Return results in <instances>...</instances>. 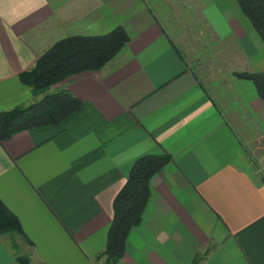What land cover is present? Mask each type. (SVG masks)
Segmentation results:
<instances>
[{"label":"crops","instance_id":"0c3cea01","mask_svg":"<svg viewBox=\"0 0 264 264\" xmlns=\"http://www.w3.org/2000/svg\"><path fill=\"white\" fill-rule=\"evenodd\" d=\"M122 26L129 42L72 75L83 103L0 142V197L33 244L0 234V264H95L135 161L171 160L120 264H264V41L236 0H0V111L35 96L20 73L61 38Z\"/></svg>","mask_w":264,"mask_h":264},{"label":"trees","instance_id":"16d2710c","mask_svg":"<svg viewBox=\"0 0 264 264\" xmlns=\"http://www.w3.org/2000/svg\"><path fill=\"white\" fill-rule=\"evenodd\" d=\"M264 41V0H236ZM130 38L122 26L99 35H73L56 41L41 55L35 65L20 73L22 82L40 98L27 105L0 111V142L15 133L34 128L58 125L82 106V99L68 88H51L68 77L101 69ZM251 79L264 99V71L238 73ZM171 160L169 154H146L133 164L127 180L114 199L113 219L104 249L96 257L104 264H120L131 230L140 224L150 200L151 179ZM16 232L26 235L19 217L0 197V234ZM21 264H33L28 255H19Z\"/></svg>","mask_w":264,"mask_h":264},{"label":"rangeland","instance_id":"374dc122","mask_svg":"<svg viewBox=\"0 0 264 264\" xmlns=\"http://www.w3.org/2000/svg\"><path fill=\"white\" fill-rule=\"evenodd\" d=\"M95 264H104V263H103V260H97V261L95 262Z\"/></svg>","mask_w":264,"mask_h":264}]
</instances>
